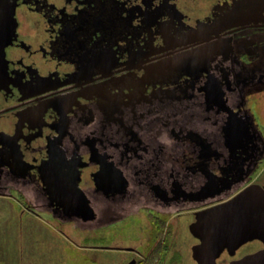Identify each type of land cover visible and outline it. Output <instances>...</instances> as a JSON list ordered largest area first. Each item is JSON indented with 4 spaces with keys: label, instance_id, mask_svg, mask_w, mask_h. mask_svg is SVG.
I'll list each match as a JSON object with an SVG mask.
<instances>
[{
    "label": "flooded vegetation",
    "instance_id": "flooded-vegetation-1",
    "mask_svg": "<svg viewBox=\"0 0 264 264\" xmlns=\"http://www.w3.org/2000/svg\"><path fill=\"white\" fill-rule=\"evenodd\" d=\"M13 1L0 186H33L59 221L81 219L60 204L79 190L97 232L123 230L133 204L177 228L189 214V231L199 209L264 186V0ZM117 240L94 247L125 253L115 264L146 256ZM263 248L247 241L216 264Z\"/></svg>",
    "mask_w": 264,
    "mask_h": 264
},
{
    "label": "water",
    "instance_id": "water-1",
    "mask_svg": "<svg viewBox=\"0 0 264 264\" xmlns=\"http://www.w3.org/2000/svg\"><path fill=\"white\" fill-rule=\"evenodd\" d=\"M13 7V0H0V65L5 47L15 37L16 20ZM74 188L77 189L76 184ZM77 192L80 194L78 198H81L63 200L60 204L66 208L70 205L69 209L76 211L77 216L84 222L93 219L94 211L89 200L81 191ZM189 231L199 240L191 248V257L196 264H216V258L223 250L227 249L232 253L253 239L264 243V186L249 184L225 203L199 209L189 224ZM135 262L136 259L132 258L127 264ZM230 264H264V248Z\"/></svg>",
    "mask_w": 264,
    "mask_h": 264
},
{
    "label": "rangeland",
    "instance_id": "rangeland-1",
    "mask_svg": "<svg viewBox=\"0 0 264 264\" xmlns=\"http://www.w3.org/2000/svg\"><path fill=\"white\" fill-rule=\"evenodd\" d=\"M14 196V194H22L26 201L31 203V205L38 211H41L42 213L48 208L43 205L41 199H38L36 197V194L34 192L33 186L29 185H22L20 183L12 182L8 183L6 185H1L0 186V194H7ZM18 203L16 202V205L18 207ZM139 204H133L131 208L130 216L127 218L126 221L123 222L124 228L123 230H120L119 228L115 227H109L108 229H102L101 231L97 232L96 227V222L94 221H86L84 222L81 219H64L66 221L63 225V221H59L58 219H51L49 215H47L51 220L57 222V227L62 230L64 228V231L67 234V238L69 239L70 242H73L76 245H73L74 247L71 246H62L60 249L63 253V255H67L69 258V264H115L116 260L119 258V256L113 257L112 258L109 255H106L105 253H110V254H119V255H124V259L126 257L125 253H121V251L112 249L111 248H99V247H89L90 245L92 246H105V245H110L111 241L117 240V243H124V244H129L133 247H139L140 250L143 252V254H148L149 249H151V245L148 244L150 243V238L152 237V227H150L149 222L146 221V219L143 216V212L140 211L137 213L139 216H141V219L136 218L138 216L136 213L137 206ZM1 206V204H0ZM45 213V212H44ZM43 213V214H44ZM175 210L171 209V214H174ZM19 213H16L18 215ZM46 216V213L44 214ZM161 215V214H160ZM138 216V217H139ZM168 220H172L169 215H165ZM191 216L184 215L183 218L181 219V222L179 224V227L177 228L175 222L169 223L168 228L170 229V233L168 236L165 237L164 243L166 246H168V251L166 252V255L164 257L168 258L167 264H195L193 258L191 257V244L196 242V239L189 233L188 228H187V223L191 220ZM50 221V220H49ZM62 222V223H61ZM124 233L127 234V236H124V238L120 239L122 235H125ZM11 234V238H12ZM28 241V239H27ZM53 241L55 240L52 239H47V242L45 241H39L37 242V245H39L40 248H43L44 246H48L50 249H47L46 252H40L43 253V255L46 254H58L59 250L58 248L53 247ZM26 244V242H25ZM80 244H84V246H77ZM113 244L116 245V242H113ZM26 245H24L25 247ZM21 249V248H20ZM3 252H0V256L3 260H0V264H10L11 259L13 260V257L9 256L10 251L8 250H3ZM12 251V254L15 256L18 251ZM32 259L36 260L38 264H43V260L40 258L41 256L37 254V251L32 250ZM3 256H2V255ZM49 256V255H48ZM57 256V255H56ZM55 256V257H56ZM102 256V257H101ZM101 257V258H100ZM5 258L7 259L8 263H6ZM18 258V257H17ZM44 258V257H43ZM138 260L140 257H137ZM18 260V259H16ZM99 260V261H98ZM98 261V262H97ZM35 262V263H36ZM48 262V260H46ZM18 263V262H16ZM66 264V263H64Z\"/></svg>",
    "mask_w": 264,
    "mask_h": 264
},
{
    "label": "crops",
    "instance_id": "crops-1",
    "mask_svg": "<svg viewBox=\"0 0 264 264\" xmlns=\"http://www.w3.org/2000/svg\"><path fill=\"white\" fill-rule=\"evenodd\" d=\"M16 202L18 203V200L10 193L9 195L0 194V252H3L2 249L10 251L9 256L13 257L10 264H38L36 260H33L31 257L34 255L32 250L37 251V254L41 256L40 258L43 260V264H69V258L67 255L62 254L63 252L61 250L63 249L60 248L65 245L74 247L73 245L76 244L69 241L64 228L60 230V228L57 227V222L51 220L47 215L45 216L41 211H39L41 216L37 215L23 207L21 203L17 207ZM16 213L19 214L16 215ZM62 221L64 225L66 221H64V219ZM11 234L13 235L12 238ZM48 238L55 240V242L53 241L51 249H53V247L58 248L57 250H59V252L56 254L57 256L53 253L50 254V252L43 256V253H40L46 252V250L50 248L47 245L40 248L37 242H47ZM24 245L26 246L24 247ZM77 246H84V244ZM89 247L94 246L90 245ZM11 250H17L18 253L14 256ZM105 254L109 255L111 258L112 255L113 257L117 255L114 253ZM0 260H3L1 256ZM46 260H48V262H46ZM5 261L8 263L6 258Z\"/></svg>",
    "mask_w": 264,
    "mask_h": 264
},
{
    "label": "trees",
    "instance_id": "trees-1",
    "mask_svg": "<svg viewBox=\"0 0 264 264\" xmlns=\"http://www.w3.org/2000/svg\"><path fill=\"white\" fill-rule=\"evenodd\" d=\"M15 198L22 204L23 207H25L26 209H28L29 211L34 212L37 215L41 216V213L39 211H37L32 205L31 203H29L28 201H26V199L24 198V196L22 194H14ZM148 220L151 224V227L153 229V231L151 232L152 235V239H154L155 237H159L161 240H165V237L169 235L170 233V229L168 228L167 225V218L164 215H156V214H152L149 213L148 214ZM151 242H153V240H151ZM168 246L163 245V243H159L158 246L153 247L151 249H149L148 254H146V256L144 258L141 259H137V262L135 264H154L156 261V259H161L166 255V252L168 251Z\"/></svg>",
    "mask_w": 264,
    "mask_h": 264
}]
</instances>
